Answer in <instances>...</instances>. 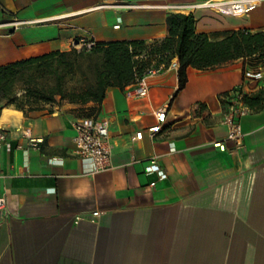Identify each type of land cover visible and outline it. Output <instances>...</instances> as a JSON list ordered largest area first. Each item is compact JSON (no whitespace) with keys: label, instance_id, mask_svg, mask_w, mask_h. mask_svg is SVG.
Returning a JSON list of instances; mask_svg holds the SVG:
<instances>
[{"label":"crops","instance_id":"0c3cea01","mask_svg":"<svg viewBox=\"0 0 264 264\" xmlns=\"http://www.w3.org/2000/svg\"><path fill=\"white\" fill-rule=\"evenodd\" d=\"M205 1L0 0V22L36 21L13 30L0 24V66L69 51L77 38L158 42L175 13L170 6ZM189 14L195 32L210 40L264 32V0L239 18ZM262 65L246 58L206 71L189 67L173 98V58L148 79L146 98L127 99L111 87L100 105L62 102L26 116L12 108L19 115L0 124V264H264V101L240 119V152H232L220 123L221 96ZM164 106L161 130L150 137L154 112ZM82 118L107 125L111 169L92 173V163L74 154L73 125ZM152 158L164 181L144 174Z\"/></svg>","mask_w":264,"mask_h":264},{"label":"trees","instance_id":"16d2710c","mask_svg":"<svg viewBox=\"0 0 264 264\" xmlns=\"http://www.w3.org/2000/svg\"><path fill=\"white\" fill-rule=\"evenodd\" d=\"M165 24L167 36L158 42H95L89 51H52L1 65L0 111L10 107L26 116L62 102L100 105L108 88L122 90L176 58L174 98L187 84L189 67L206 71L238 59H264V32L236 30L210 40L195 32L191 14L171 13ZM263 101L264 89L245 98L251 110H259Z\"/></svg>","mask_w":264,"mask_h":264},{"label":"built area","instance_id":"2783aa9c","mask_svg":"<svg viewBox=\"0 0 264 264\" xmlns=\"http://www.w3.org/2000/svg\"><path fill=\"white\" fill-rule=\"evenodd\" d=\"M258 0H209L199 4H183L170 6L169 9L179 14H189L197 9H206L216 12L223 16L239 18L244 17L251 11L257 8ZM36 21H21L15 22V26L23 24H33ZM95 42L85 38H77L71 41L70 50H85L89 51ZM163 70L160 65L157 68H151L148 72L138 78L135 83L122 89L123 95L127 99L146 98L149 94L150 83L148 79L159 74ZM264 68L259 74L249 72L243 81L231 90L221 96L225 109L220 123L227 128L226 141L233 145L232 152L238 153L243 149V133L240 127V119L248 116L252 110L245 103V98L248 92L264 89ZM167 107H160L154 112L156 124L147 129L150 137H154L159 133L164 122ZM74 136L72 143L74 145V154L77 157L87 159L92 163L93 172L106 171L112 168L110 162V143L107 125L95 118H82L77 120L73 125ZM143 133L141 131L135 133L133 141H140ZM28 138L27 134H24ZM6 137L3 130L0 128V152L5 144ZM220 150L224 147L216 144ZM144 174L147 176L155 175L158 181H164L167 178L165 171L159 166L155 158L148 161L144 168ZM4 173L0 170V181L4 179ZM154 182L149 186L153 187ZM6 200L0 198V210L5 208ZM93 214V216H95Z\"/></svg>","mask_w":264,"mask_h":264},{"label":"bare ground","instance_id":"6f19581e","mask_svg":"<svg viewBox=\"0 0 264 264\" xmlns=\"http://www.w3.org/2000/svg\"><path fill=\"white\" fill-rule=\"evenodd\" d=\"M222 1V0H214ZM261 0H258L257 6H259ZM19 114L10 107L3 108L0 113V124L7 123L11 120L12 117L18 116Z\"/></svg>","mask_w":264,"mask_h":264},{"label":"rangeland","instance_id":"374dc122","mask_svg":"<svg viewBox=\"0 0 264 264\" xmlns=\"http://www.w3.org/2000/svg\"><path fill=\"white\" fill-rule=\"evenodd\" d=\"M15 22H21V20H19V19L16 20L15 17H11V18H7L5 21H1L0 24H3V23L5 24L6 23L7 24V29L8 30H11V29L13 30V29H16L19 26H21V25L15 26V24H14ZM262 66L264 67V65H262ZM263 67L255 69L254 73L255 74H259L260 70H262ZM262 79H264V76L262 77Z\"/></svg>","mask_w":264,"mask_h":264}]
</instances>
